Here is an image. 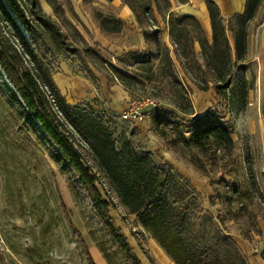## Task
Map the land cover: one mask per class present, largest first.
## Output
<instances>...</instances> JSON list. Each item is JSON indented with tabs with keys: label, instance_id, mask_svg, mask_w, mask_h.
<instances>
[{
	"label": "rangeland",
	"instance_id": "374dc122",
	"mask_svg": "<svg viewBox=\"0 0 264 264\" xmlns=\"http://www.w3.org/2000/svg\"><path fill=\"white\" fill-rule=\"evenodd\" d=\"M138 1L148 7L149 24L143 26L159 29L158 40L170 49L176 75L182 80L176 84L179 98L192 114L183 113L177 106L179 100L162 76V47L155 49L152 39L143 35L133 13L129 19L123 15V8H129L124 0H55L60 10L56 13L58 16L48 0H37L41 11L59 21L69 41L78 47L76 54L54 61L52 78L68 103L78 104L107 128L117 148L124 137L130 138L150 152L156 165L170 169L180 178L189 192L192 206L189 210L194 211L195 222L203 223L209 230L215 227L233 243L234 264H264V0L248 26L245 58L231 63L227 75L229 85L220 92L213 87L219 84L216 81L214 84L208 81L206 90L198 88L204 85L207 76H212L204 71L196 42L192 44V53L182 59L185 68L177 60L168 31L171 2ZM237 1L234 11L240 13L244 0ZM215 2L234 61L233 13L223 9L218 0ZM20 4L25 9L24 3ZM97 13L103 21L105 16L115 21L120 19L121 29L105 32L99 26ZM1 17L4 22L0 24V37L17 43L15 29ZM201 29L210 42V25L208 30L202 25ZM17 49L20 52L19 45ZM146 49L150 53L149 62L137 64ZM156 50L158 54L154 56ZM21 60L23 66L34 71L32 56L23 54ZM111 65L126 71V84L112 76ZM5 82L0 71V254L3 262L87 264V251L96 264H124L78 177L63 168L46 135L38 126L30 124L21 108L9 100ZM40 89L49 109L62 121L47 86L40 83ZM138 99H150L156 107H142L143 119L136 123L122 120L119 112L130 100ZM153 109L168 111L173 118L181 120L223 109L224 118L233 124L232 152L228 155L217 152L216 161L211 162L191 144L174 145L172 132L154 124L150 116ZM61 128L80 154L94 185L109 203L112 223L125 236L140 264H176L140 224L136 214L129 213L122 204L79 133L65 122ZM221 171L226 172L225 180L233 176L240 181V195L228 192L220 179ZM109 248L107 260L104 252Z\"/></svg>",
	"mask_w": 264,
	"mask_h": 264
},
{
	"label": "trees",
	"instance_id": "16d2710c",
	"mask_svg": "<svg viewBox=\"0 0 264 264\" xmlns=\"http://www.w3.org/2000/svg\"><path fill=\"white\" fill-rule=\"evenodd\" d=\"M54 1L48 0V3L53 7L54 13L58 14L60 10ZM262 1L245 0L242 12L231 16L234 21V61L226 28L214 0H204L211 30L210 42L196 17L168 13L170 44L177 60L185 68L182 59L192 53V44L196 42L199 47L198 52L203 57L204 71L206 75L212 76V78L207 76L204 85L198 86L199 89L206 90L208 81L213 84L215 81L219 82L213 85L218 92L229 85L230 79L227 75L231 63L235 64L236 61L245 58L248 26L257 14ZM20 2L24 3L25 9ZM124 3L134 14L143 35L152 39L155 49L162 47L164 54L162 76L169 83L172 93H175V98L179 100L177 103L179 109L183 113L192 114L184 108L185 101L179 98L176 84L182 80L176 75L168 45L158 40L159 29H147L143 26L144 23L149 24L148 7L138 0H124ZM1 15L15 29L17 38L15 40L18 43H9L4 36L0 37V71L7 80L4 85L10 94L9 100L21 108L30 124L38 126L46 135L63 168L78 177L97 215L103 220V226L110 240L122 255L123 263L140 264V260L120 229L112 223L108 215L109 203L103 199L94 185L93 177L81 163L80 154L73 148L61 128L64 122L72 126L87 143L98 167L103 171L128 212L136 214L140 224L176 264H234L232 253L234 254L236 249L233 243L227 241L215 227L209 230L203 223L195 222L192 216L194 211L189 210L192 208L188 199L189 192L180 178L170 169L156 165L150 152L140 148L130 138L124 137L117 148L111 133L101 122L78 104L73 105L66 101L52 78L53 64L55 60L76 54L78 47L73 46L69 41L68 35L61 29L60 22L42 12L37 0H0V24L4 22ZM97 18L99 26L105 32H117L121 29L120 19L115 21L105 16L103 21V17L98 13ZM163 19L165 20L164 15ZM18 45L20 52L17 49ZM142 52L144 53L136 62L147 65L150 53L147 49ZM23 54L33 57L34 71L23 66L21 60ZM157 54L156 50L154 56ZM111 68L112 76L115 75L120 82L126 84L124 78L126 71L116 65H111ZM89 74L91 75V72ZM40 83L47 86L62 121L58 119L60 117H57V113L49 109L47 99L40 89ZM184 86L188 89L186 83ZM223 105L219 106L223 107ZM223 109L218 113L207 111L202 116H194L189 120L175 119L168 111L158 109L150 111V116L156 126L172 132L171 143L191 144L206 155L208 161L215 162L217 152L228 155L234 148V140L231 137L233 124L229 119L224 118ZM220 174V179L228 192L240 195L242 190L240 181L235 180L231 175L230 180H225L223 178L225 171H221ZM226 196L230 198V195ZM210 225L213 226L212 221ZM110 250L109 248L104 252L107 260L110 258ZM85 255L87 264H96L90 259L87 251ZM2 259L0 254V264H6Z\"/></svg>",
	"mask_w": 264,
	"mask_h": 264
},
{
	"label": "crops",
	"instance_id": "0c3cea01",
	"mask_svg": "<svg viewBox=\"0 0 264 264\" xmlns=\"http://www.w3.org/2000/svg\"><path fill=\"white\" fill-rule=\"evenodd\" d=\"M169 1L171 2V6L168 10V13L175 12L179 15H192L196 17L197 20L200 21L199 23H201V25L204 27L205 30L209 29V25H210L209 17H208V13H207L204 0H169ZM218 1L221 3V6L223 9L231 10L233 14L239 13L237 11H234L237 6V3H239L237 0H232V1L231 0H218ZM242 9H243V6H242ZM123 15L127 19H129L133 14L131 10L127 6H125L123 8Z\"/></svg>",
	"mask_w": 264,
	"mask_h": 264
},
{
	"label": "built area",
	"instance_id": "2783aa9c",
	"mask_svg": "<svg viewBox=\"0 0 264 264\" xmlns=\"http://www.w3.org/2000/svg\"><path fill=\"white\" fill-rule=\"evenodd\" d=\"M146 106H152V108H155L156 103L150 99L130 100L126 108L119 112V116L122 120L128 121L129 123H136L143 119L141 110L142 107Z\"/></svg>",
	"mask_w": 264,
	"mask_h": 264
}]
</instances>
